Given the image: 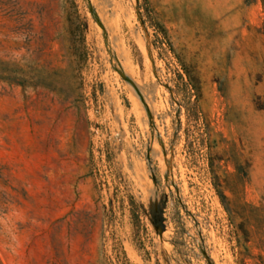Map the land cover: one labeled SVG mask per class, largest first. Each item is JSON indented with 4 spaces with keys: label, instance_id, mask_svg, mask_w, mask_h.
I'll use <instances>...</instances> for the list:
<instances>
[{
    "label": "rangeland",
    "instance_id": "1",
    "mask_svg": "<svg viewBox=\"0 0 264 264\" xmlns=\"http://www.w3.org/2000/svg\"><path fill=\"white\" fill-rule=\"evenodd\" d=\"M0 264H264V0H0Z\"/></svg>",
    "mask_w": 264,
    "mask_h": 264
}]
</instances>
